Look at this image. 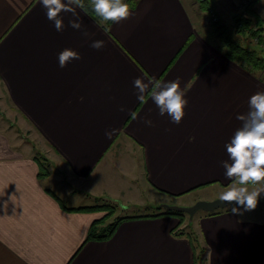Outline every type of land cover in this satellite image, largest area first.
Returning a JSON list of instances; mask_svg holds the SVG:
<instances>
[{"label": "crops", "instance_id": "crops-1", "mask_svg": "<svg viewBox=\"0 0 264 264\" xmlns=\"http://www.w3.org/2000/svg\"><path fill=\"white\" fill-rule=\"evenodd\" d=\"M193 1L126 0L132 16L113 24L82 0L76 11L87 38L68 26L70 13L61 14L64 30L57 31L40 0H0V89L15 122L40 140L34 147L15 142L12 124L0 125V264H198V249L178 231L177 217L127 219L109 239L86 241L105 211L67 210L103 202L122 210L150 207L196 191L205 192L193 202L210 200L239 186L225 180L222 162L241 126L237 116L247 113L252 94L264 91V73L214 47L199 15L213 6ZM263 1L215 3L219 10L233 4L234 15L252 17L251 26L262 31ZM93 40L104 46L92 48ZM64 49L81 59L61 68ZM137 78L150 85L142 99ZM173 80L189 101L179 124L151 100ZM41 164L51 173L40 176ZM261 211L204 212L199 245L193 241L206 248L201 264H264Z\"/></svg>", "mask_w": 264, "mask_h": 264}, {"label": "clouds", "instance_id": "clouds-1", "mask_svg": "<svg viewBox=\"0 0 264 264\" xmlns=\"http://www.w3.org/2000/svg\"><path fill=\"white\" fill-rule=\"evenodd\" d=\"M40 3L46 9L47 19L54 22L57 31L64 30L61 14L70 13L73 19L69 20L68 26L80 31L87 38L91 37L83 28L76 11L77 8L84 7L82 0H40ZM91 6L99 17L113 24L132 16V11L124 0H91ZM90 46L99 50L104 45L101 40H93ZM79 59V53L72 49H64L58 55L61 68L66 67L72 60ZM133 84L137 90V98L142 99L150 85L140 78L135 79ZM151 100L159 109V114H167L174 124L181 122L189 103L178 80L159 85L157 90L152 92ZM248 109L246 114L237 116L241 126L226 144L228 160L222 162L225 180H235L239 186H229L219 194V201L231 205V212L237 215L255 210L259 198L264 194V187H249L264 183V91H258L249 97ZM144 122L152 125L150 119H145Z\"/></svg>", "mask_w": 264, "mask_h": 264}, {"label": "trees", "instance_id": "trees-1", "mask_svg": "<svg viewBox=\"0 0 264 264\" xmlns=\"http://www.w3.org/2000/svg\"><path fill=\"white\" fill-rule=\"evenodd\" d=\"M199 1L202 2L203 0H199ZM89 7L91 8L90 12L93 15H95L92 6L89 5ZM245 10L246 11L249 10L248 6L246 7ZM248 14L250 15V13ZM232 19L234 21L235 30L237 31V33L243 32L244 34L247 33L250 36H254V39L256 38V41H257L256 44L260 46L259 51L264 50V42L259 32V30H261L262 28L259 25H256V27L251 26L252 17L250 18V17H247L246 15L239 16V14H236L232 17ZM262 20L263 19H261V21ZM109 22L110 21H107V23ZM213 24H215L214 28L212 27ZM209 25L211 26L210 32L213 34V36L209 34V37H211L210 40L211 42L214 43L215 48L221 51L227 58L240 64L241 66L244 65L246 67L256 68V69H259V71L264 73V57L259 54L260 52L257 49L251 48V46H248V45L245 46L241 43V41H239V39L231 37L230 30H228L223 25L218 24V22L213 23L212 21H210ZM40 163L42 162L40 161ZM40 167L43 170H40L39 175L47 176L48 175L47 171L49 170L48 165L41 164ZM116 207L117 206L112 203L103 202L101 204L98 203L92 206L67 208V210L105 211L103 212V215L100 218H97L94 220V222H92L88 230L87 236H86V241L109 239L122 221L131 219V218L158 216V215H170V216L177 217L179 219V223L177 227H179V225H181L185 221V218H184L185 213H179L173 210H166V209H164V211H161L163 208L158 210L156 213L152 215H133V216H121V215L118 216L117 215L115 216L116 210H117ZM229 208L231 207H227L225 209H218L212 212H205V213L208 215H216V214H219L221 211L229 209ZM112 217L113 219L110 220ZM100 225H103V226L99 228ZM180 233H183V232H180ZM186 234L191 239V242H192L191 245L193 248V252L195 253V249L197 248V245H195L193 241L195 243L198 242L197 244L199 245V238L197 241V237L195 233H193L192 231L191 233L189 234L186 233ZM205 252H206L205 247H201L199 249V252H198L199 256L198 255L194 256L196 263H197V258L201 257L202 259Z\"/></svg>", "mask_w": 264, "mask_h": 264}, {"label": "rangeland", "instance_id": "rangeland-1", "mask_svg": "<svg viewBox=\"0 0 264 264\" xmlns=\"http://www.w3.org/2000/svg\"><path fill=\"white\" fill-rule=\"evenodd\" d=\"M191 1L193 3H195L193 0H191ZM87 2L90 3V5H91V0H86V3ZM124 2H126V0H124ZM210 2H209V4L211 6H213V9L209 7L207 9V13H206V10L199 11L200 12L199 15H201V24L204 23V26L206 25L205 33L209 29L208 33L211 36H213V34L210 32L211 26L209 25L208 22H210V21H212L213 23L214 22H218V24L223 25L228 30H230L231 37L239 39V41H241V43L243 45H245V46L248 45V46H251V48L257 49L258 51L260 50V46H258L256 44L257 41H256V38L254 39V36H250L247 33L244 34L243 32L237 33V31L235 30L234 21L232 19V17L235 14V8H231L233 6V4H229L228 3V6L223 7V8H221L219 10L217 8V4L215 3V0H210ZM246 2H247V0H246ZM234 3L237 5L236 1H234ZM256 6H258V2H257ZM258 8H259L258 12L261 15V18L264 19V1L259 4ZM216 10H217V13L215 12ZM95 17L96 18H101L96 13H95ZM206 22L208 23V25L206 24ZM262 23H264V22H262ZM254 24L255 23L253 22V26H255ZM212 27L214 28L215 24H213ZM262 31L260 32V35H261V37H262V39L264 41V28H263ZM208 37H209V35H208ZM259 52H260L259 54L264 57V50L259 51ZM0 112H1L0 113V125L5 126V125L12 124L13 130H15L14 132H15L16 135L12 134L13 141L18 142L19 139L21 141L24 140V141L28 142V144L31 147H34V146H32L33 140H35L34 142H37V141L39 142L40 141L39 138H38V135L36 134L35 130H33V128H31L29 125H27L25 123L19 125V122H17V123L15 122V120L13 119L14 112L12 111V108H11L10 104L8 103L7 98L2 94L1 89H0ZM10 127H11V125H10ZM42 148L44 149V146H42ZM39 157L40 158H46V156L43 155V154H40ZM47 172H48V174L51 173V168ZM249 187L250 188H259V187H264V186H262L261 184H258L257 186H254V187L249 186ZM210 189H212V188H210ZM212 191L216 192V189H212ZM204 192L205 191H196L195 193L184 195V196H182L180 198H177V199H172L173 202H176V203H168V204L186 206V205L191 204L195 200V198H194L195 195L204 194ZM216 198H218V197H216ZM112 204H114V203H112ZM114 205H116V204H114ZM156 205H158V204L151 205L150 207H142V208H137V207H135V205H133V206H129L128 205L126 210H122L120 208L121 206L118 204V205H116L117 206L116 207V209H117L116 210V215L120 216V215H126V214L138 213V212H140V213H153V212L157 211V209L155 208ZM256 208L258 210H262L261 213H257V214H258V216L260 218L264 219V214L262 213V212H264V206L256 207ZM161 211H164V208ZM203 213L204 212H202V211L196 212L195 215L192 218V222L191 223H189L188 216L185 214V217H184L185 221H184V223L179 225L178 231L183 232V234L184 233H188L189 234L192 231L193 233L198 234V236L200 238L199 227H198V219H199V217L201 215H203ZM113 217L110 220H112ZM109 221H107V222H109ZM107 222H106V224H107ZM102 226L103 225H100L99 228H101ZM200 248H201V245L197 246L198 252H199ZM198 256H199V253H198ZM197 263L201 264V257L197 258Z\"/></svg>", "mask_w": 264, "mask_h": 264}, {"label": "water", "instance_id": "water-1", "mask_svg": "<svg viewBox=\"0 0 264 264\" xmlns=\"http://www.w3.org/2000/svg\"><path fill=\"white\" fill-rule=\"evenodd\" d=\"M264 206V194L261 195L259 198V202L257 207ZM227 207H231V205L227 204V202H221L218 198L210 199V200H196L192 204L181 206V205H172L168 203H160L155 206L157 210H160L162 208L166 210H173L179 213H185L188 216L189 223L192 222V218L195 215L196 212L202 211V212H212L218 209H225Z\"/></svg>", "mask_w": 264, "mask_h": 264}]
</instances>
